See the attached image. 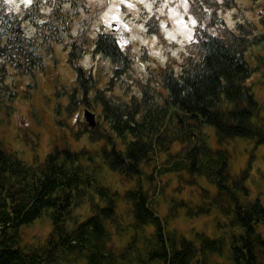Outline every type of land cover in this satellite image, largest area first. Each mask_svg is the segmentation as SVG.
<instances>
[{"label": "trees", "instance_id": "trees-1", "mask_svg": "<svg viewBox=\"0 0 264 264\" xmlns=\"http://www.w3.org/2000/svg\"><path fill=\"white\" fill-rule=\"evenodd\" d=\"M188 1L198 22L194 51L178 72L168 62L140 74L109 32L96 35L91 68L80 65L94 23L81 17L84 0H41V15L26 17L22 29L32 2L15 11L0 0V103L16 99L17 76L43 69L53 43L68 49L76 71L73 85L55 92L57 121L71 137L32 162L0 141V264H264V203L247 185L251 164L233 173L227 146L239 137L264 145V101L247 83L264 70V32L225 24L219 8L235 0ZM51 12L56 37L40 26ZM169 175L177 181L171 193ZM158 195L168 200L163 216ZM183 210L191 218L216 212L219 235L168 229ZM43 217L47 237L24 242L23 228Z\"/></svg>", "mask_w": 264, "mask_h": 264}, {"label": "rangeland", "instance_id": "rangeland-1", "mask_svg": "<svg viewBox=\"0 0 264 264\" xmlns=\"http://www.w3.org/2000/svg\"><path fill=\"white\" fill-rule=\"evenodd\" d=\"M13 10L25 3V0H5ZM45 0V3L49 4ZM88 11L82 10V18L94 16L90 33V45L80 65L85 69L93 63L92 48L99 32H109L117 39L121 48L136 57L135 70L144 74L148 68L161 67L170 62L176 72L180 71L185 56L193 52L192 42L195 38L197 19L191 13L188 0H84ZM222 2V0H218ZM264 12V0H235L230 7L220 6L219 14L225 24L237 30L238 22H250L258 32H264L260 22ZM79 21L75 23L73 32ZM156 31H152L154 28ZM152 29V30H151ZM53 52H43V69L34 76H17V95L14 101L0 103V141L22 157L32 162L35 156L43 160L54 143H62L63 135H70V126L57 121L56 85H73L76 71L68 62V49L53 43ZM247 83H254L257 97L264 101V70L256 71ZM65 98H62L63 103ZM83 115L80 113L78 118ZM66 118V115H63ZM67 119L69 124L75 120ZM84 118V116H83ZM85 120V118H84ZM86 121V120H85ZM209 129V128H208ZM211 143L216 145L214 128H210ZM71 137V135H70ZM72 139H69V141ZM235 151L231 164L233 173H238L251 164L247 185L253 198L260 197L264 203V145L253 139L235 138L227 144ZM169 182L167 192L171 193L177 185L175 177L166 176ZM115 184V181H113ZM111 184V183H110ZM159 212L168 211V200L158 195ZM220 216L211 215L188 217L183 210L180 215L170 219L168 229L182 230L190 233L191 229L203 231L210 236L219 235L217 226ZM51 220L43 217L23 228L24 242L37 244L42 242L51 230Z\"/></svg>", "mask_w": 264, "mask_h": 264}, {"label": "built area", "instance_id": "built-area-1", "mask_svg": "<svg viewBox=\"0 0 264 264\" xmlns=\"http://www.w3.org/2000/svg\"><path fill=\"white\" fill-rule=\"evenodd\" d=\"M41 0H32V4L31 7L28 9L26 15L23 16V19H21V29L23 28V24H22V20L26 19V17H36L38 15H41V11L39 9V3ZM43 21L40 23V26L43 29H47L53 32V36L56 37V33H55V24H57L59 22V19L55 17V15L53 14V12H51L49 15H43ZM45 21V23H44ZM25 28V27H24ZM25 33L21 32V43L23 42V40H25ZM8 39V37L6 36L4 38V40L6 41ZM23 53L22 49H21V54ZM33 62H36V58H33ZM27 64L26 63H22L21 64V70L26 69Z\"/></svg>", "mask_w": 264, "mask_h": 264}, {"label": "water", "instance_id": "water-1", "mask_svg": "<svg viewBox=\"0 0 264 264\" xmlns=\"http://www.w3.org/2000/svg\"><path fill=\"white\" fill-rule=\"evenodd\" d=\"M85 120L88 122L89 126L93 127L96 124V115L92 111L86 109L84 112Z\"/></svg>", "mask_w": 264, "mask_h": 264}, {"label": "snow or ice", "instance_id": "snow-or-ice-1", "mask_svg": "<svg viewBox=\"0 0 264 264\" xmlns=\"http://www.w3.org/2000/svg\"><path fill=\"white\" fill-rule=\"evenodd\" d=\"M32 0H25V3H31Z\"/></svg>", "mask_w": 264, "mask_h": 264}]
</instances>
